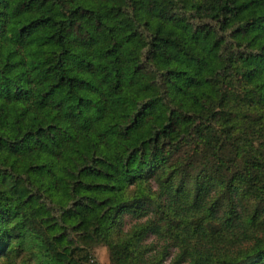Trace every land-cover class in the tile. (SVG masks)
I'll use <instances>...</instances> for the list:
<instances>
[{
  "label": "trees",
  "instance_id": "obj_1",
  "mask_svg": "<svg viewBox=\"0 0 264 264\" xmlns=\"http://www.w3.org/2000/svg\"><path fill=\"white\" fill-rule=\"evenodd\" d=\"M264 264V0H0V264Z\"/></svg>",
  "mask_w": 264,
  "mask_h": 264
},
{
  "label": "rangeland",
  "instance_id": "obj_2",
  "mask_svg": "<svg viewBox=\"0 0 264 264\" xmlns=\"http://www.w3.org/2000/svg\"><path fill=\"white\" fill-rule=\"evenodd\" d=\"M94 256L99 264H110L108 250L105 246L101 245L94 249Z\"/></svg>",
  "mask_w": 264,
  "mask_h": 264
}]
</instances>
